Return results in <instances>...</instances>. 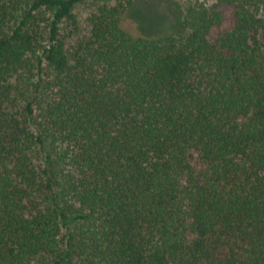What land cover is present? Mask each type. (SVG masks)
<instances>
[{
  "label": "trees",
  "instance_id": "obj_1",
  "mask_svg": "<svg viewBox=\"0 0 264 264\" xmlns=\"http://www.w3.org/2000/svg\"><path fill=\"white\" fill-rule=\"evenodd\" d=\"M126 1L0 0V264H264V0Z\"/></svg>",
  "mask_w": 264,
  "mask_h": 264
},
{
  "label": "rangeland",
  "instance_id": "obj_2",
  "mask_svg": "<svg viewBox=\"0 0 264 264\" xmlns=\"http://www.w3.org/2000/svg\"><path fill=\"white\" fill-rule=\"evenodd\" d=\"M126 1V0H125ZM122 16V27L135 37H156L170 33L176 26L177 11H183L186 0H130ZM127 2V1H126ZM94 0H86L76 7L80 26L85 28L86 18ZM194 163L195 159L192 157Z\"/></svg>",
  "mask_w": 264,
  "mask_h": 264
}]
</instances>
